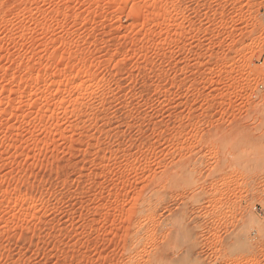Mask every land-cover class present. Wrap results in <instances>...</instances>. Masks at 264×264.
<instances>
[{
    "label": "rangeland",
    "instance_id": "374dc122",
    "mask_svg": "<svg viewBox=\"0 0 264 264\" xmlns=\"http://www.w3.org/2000/svg\"><path fill=\"white\" fill-rule=\"evenodd\" d=\"M0 264H264V0H0Z\"/></svg>",
    "mask_w": 264,
    "mask_h": 264
}]
</instances>
